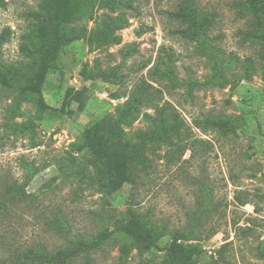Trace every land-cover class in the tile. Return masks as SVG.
I'll list each match as a JSON object with an SVG mask.
<instances>
[{"label":"rangeland","instance_id":"rangeland-1","mask_svg":"<svg viewBox=\"0 0 264 264\" xmlns=\"http://www.w3.org/2000/svg\"><path fill=\"white\" fill-rule=\"evenodd\" d=\"M235 1L0 0V264H264V33Z\"/></svg>","mask_w":264,"mask_h":264},{"label":"trees","instance_id":"trees-1","mask_svg":"<svg viewBox=\"0 0 264 264\" xmlns=\"http://www.w3.org/2000/svg\"><path fill=\"white\" fill-rule=\"evenodd\" d=\"M246 1H247L246 4L241 5L240 12L245 11L246 10L245 7L250 8V9L253 8V10H256V12H255V18L247 19L245 21V28L244 30L241 31V34L243 38H247V39L249 38V39L254 40L257 37L258 31L262 30V32L264 33V0H246ZM237 4L239 7V3H237V0H236L234 6H237ZM214 20H215V13L208 14L204 18L205 26L208 27V26L213 25ZM92 37H93L92 34L88 35L89 39H91ZM96 38H97L96 40H99L100 38H102V35L98 34ZM49 45L51 48V54L55 56L57 49L59 48V45H60V35L58 31L54 32L53 36L51 37L49 41ZM114 180L117 181L119 184L124 181V179H121V178H115ZM97 181H99L102 184L104 183L106 184L107 182H109V177L107 174L101 173L98 175ZM8 192H9L8 194H9L10 199H12L13 201L23 200L22 199L23 194L11 192V186H8ZM6 202H7L6 199L0 200V209H2V207L6 204ZM93 248H94V245L86 246L82 243H76L75 245H73V250L68 249L69 252L57 253V255H55L54 257L47 259L46 262L54 263V264H66L72 258L79 256L82 253L86 254V256H89L88 254H90ZM15 261H16V264H29V260L23 256L21 257L17 256L15 258ZM0 262L5 263L6 261H0Z\"/></svg>","mask_w":264,"mask_h":264}]
</instances>
